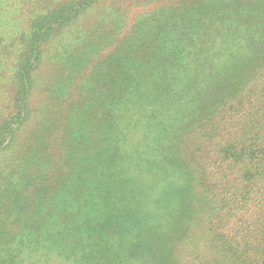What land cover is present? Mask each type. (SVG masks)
Segmentation results:
<instances>
[{
    "label": "trees",
    "instance_id": "trees-1",
    "mask_svg": "<svg viewBox=\"0 0 264 264\" xmlns=\"http://www.w3.org/2000/svg\"><path fill=\"white\" fill-rule=\"evenodd\" d=\"M263 2L176 0L87 74L90 43L55 53L48 94L77 99L24 142L22 91L0 148L23 153L0 170V264L68 259L75 243L85 264H264Z\"/></svg>",
    "mask_w": 264,
    "mask_h": 264
},
{
    "label": "rangeland",
    "instance_id": "rangeland-1",
    "mask_svg": "<svg viewBox=\"0 0 264 264\" xmlns=\"http://www.w3.org/2000/svg\"><path fill=\"white\" fill-rule=\"evenodd\" d=\"M175 2L176 0H14L10 2L11 5H16L14 11L0 17V40H2L0 43V148H5L9 140L10 132L4 131L5 128L9 125L14 126L23 114L21 99L25 96L22 93L24 89L31 91L26 97L27 117L30 116L31 121L24 125L19 137L25 139L24 142H32L33 132L39 128L33 120L34 117L49 118L55 121L52 122L54 127L76 101L77 93L74 85L68 86V96L62 101L55 100L56 98L48 94L49 85H53L59 77L57 63L53 58L55 53H61L66 47H70V51H78L85 45L84 41L90 43L92 49L85 51L88 53V56L84 57L86 68L84 67L81 72L87 74L93 65L103 64L113 59L111 56L116 54L121 56L122 53L117 52L124 47L126 37L131 32H135L140 21H147L149 32H158L149 20L160 15L163 8L172 6ZM262 5L264 7V2ZM43 8L46 9L44 12ZM48 9H50L49 15L46 16L44 13ZM101 39L105 40V43L95 47L97 45L95 43L100 42ZM91 51L92 54L89 53ZM239 60L240 53L237 47L231 56L225 58L218 73L229 71L239 63ZM20 72L23 80H18ZM248 73L245 72L241 84L251 78L246 77ZM26 74L29 78L27 86ZM247 85L250 84L247 82ZM19 99L20 108L17 107ZM40 110L41 114L38 113ZM55 130L57 133L54 137L59 132L58 127H55ZM52 144L54 145L52 148L58 151V144L56 142ZM22 154V147L18 152L6 148L3 152L6 158L4 160L0 158V163L5 161L0 165V170L3 166L9 165L8 162L14 164ZM30 168L25 166L23 170L27 169L25 172L27 173L31 171ZM43 193L44 191H39V196H43ZM26 260V264H85V260L83 258L81 260V246L78 243L74 244L68 259L53 257L45 260L32 253Z\"/></svg>",
    "mask_w": 264,
    "mask_h": 264
}]
</instances>
